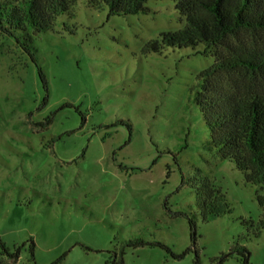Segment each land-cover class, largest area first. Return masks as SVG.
Segmentation results:
<instances>
[{"label":"rangeland","instance_id":"obj_1","mask_svg":"<svg viewBox=\"0 0 264 264\" xmlns=\"http://www.w3.org/2000/svg\"><path fill=\"white\" fill-rule=\"evenodd\" d=\"M86 1L32 39L35 61L0 34V264H242L220 262L238 247L264 264L261 192L207 149L195 97L212 52L143 51L184 26L172 0L109 19ZM205 180L230 213L202 220Z\"/></svg>","mask_w":264,"mask_h":264},{"label":"trees","instance_id":"obj_2","mask_svg":"<svg viewBox=\"0 0 264 264\" xmlns=\"http://www.w3.org/2000/svg\"><path fill=\"white\" fill-rule=\"evenodd\" d=\"M148 0H87L86 7L105 6L106 17L146 12ZM184 17L181 29L163 31L160 39L144 45L145 52L161 47L194 48L212 52L213 63L197 74L196 92L204 125L210 135L207 149L214 150L257 186L256 200L262 209L256 231L264 230V0H172ZM78 0H0V34L12 39L35 61L29 50L34 37L52 30L56 19L72 16ZM66 30L72 32L68 26ZM38 67V66H37ZM42 77V71L38 67ZM263 192V193H262ZM196 207L202 220L230 213L225 195L208 181L195 189ZM190 228L193 221L187 218ZM153 245L171 252L163 243ZM31 250L33 245L30 246ZM174 255L183 257L186 252ZM248 264L244 247L232 249ZM63 256L51 264H57ZM198 261H195L197 264ZM120 264H123L120 258Z\"/></svg>","mask_w":264,"mask_h":264}]
</instances>
